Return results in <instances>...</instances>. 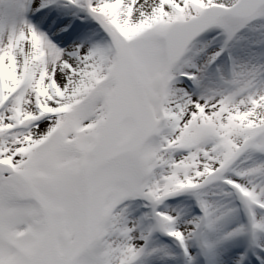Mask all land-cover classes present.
I'll use <instances>...</instances> for the list:
<instances>
[{"label":"snow or ice","instance_id":"snow-or-ice-1","mask_svg":"<svg viewBox=\"0 0 264 264\" xmlns=\"http://www.w3.org/2000/svg\"><path fill=\"white\" fill-rule=\"evenodd\" d=\"M0 264H264V0H0Z\"/></svg>","mask_w":264,"mask_h":264}]
</instances>
